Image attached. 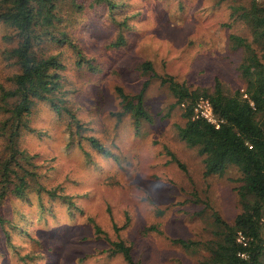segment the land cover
<instances>
[{
	"label": "rangeland",
	"instance_id": "1",
	"mask_svg": "<svg viewBox=\"0 0 264 264\" xmlns=\"http://www.w3.org/2000/svg\"><path fill=\"white\" fill-rule=\"evenodd\" d=\"M113 1L116 8L92 0H76L82 8L61 2L65 19L59 28L94 68L78 65L68 44L44 48L65 64L57 97L76 119L57 116L48 101L35 104L33 130L24 132L20 146L38 156L43 185L59 187V195L40 194L34 180L22 198L5 199L0 264H128L111 253L119 237L132 245L138 264H204L209 253L203 244L192 250L173 240L204 243L219 230L215 213L233 223L242 211L240 173L205 176L198 149L179 137L182 109L167 114L173 95L140 65L149 60L156 74L173 75L191 88L211 92L217 78L227 92L244 87L245 54L233 48L230 36L253 39L248 25L232 16L235 5L251 0ZM9 32L0 25V88H12L19 70L6 54L13 45L4 38ZM121 33L126 44L115 46ZM146 81L144 102L154 119L136 124L130 113L121 114L117 87L132 95ZM4 116L0 110V122ZM4 145L0 136V153ZM258 264H264V254Z\"/></svg>",
	"mask_w": 264,
	"mask_h": 264
},
{
	"label": "trees",
	"instance_id": "2",
	"mask_svg": "<svg viewBox=\"0 0 264 264\" xmlns=\"http://www.w3.org/2000/svg\"><path fill=\"white\" fill-rule=\"evenodd\" d=\"M64 0H0V25L7 28L4 38L12 45L6 51L7 57L18 67L11 77L12 88H0V110L5 115L0 122V136L5 138L3 151L0 153V223H7L1 213V206L7 197L22 198L31 185L38 183V190L52 197L59 195V187L46 188L31 154L20 146V139L26 130H33L30 122L34 106L39 101H48L57 116H68L75 121L76 115L61 103L57 92L62 87V73L65 64L58 54H49L44 48L47 44L70 45L78 57V65L88 64L94 68L84 50L67 32L59 28L65 16L61 10ZM77 7L81 3L72 0ZM92 5L106 3L116 8L113 0H92ZM232 16L242 19L250 28L253 39L232 34L230 41L233 48H242L244 59L240 71L244 78V87L233 92L224 90L217 78L213 91L191 88L177 80L173 75L156 74L151 61L140 65L143 73L156 76L162 85H167L175 101L170 110L180 107L183 126H178V134L189 147L197 148L203 157L205 176H224L235 169L240 173L243 184L238 188L242 211L233 223L224 220L215 213L219 230L215 238L204 243L183 238L173 241L185 249L196 250L203 244L208 251L204 264H258L264 254V3L251 0L247 5L233 7ZM127 25L122 22V29ZM126 37L120 34L115 46L126 44ZM149 85L146 81L140 91L128 94L124 88L117 87L121 99V114L130 113L135 123L141 120L153 122V115L145 106V92ZM200 96L212 102L213 109L222 120L220 127L194 115V105ZM166 114V115H167ZM77 131L81 124L75 122ZM138 126V125H137ZM92 144L107 152L94 137ZM43 165H40V167ZM70 197L64 199L70 203ZM97 230L100 226L90 218ZM246 239V244L239 242V233ZM112 255H121L126 263L138 264L131 244L122 238L112 242ZM242 254H245L243 256Z\"/></svg>",
	"mask_w": 264,
	"mask_h": 264
},
{
	"label": "built area",
	"instance_id": "3",
	"mask_svg": "<svg viewBox=\"0 0 264 264\" xmlns=\"http://www.w3.org/2000/svg\"><path fill=\"white\" fill-rule=\"evenodd\" d=\"M194 115L196 118H202L207 120L208 122L214 124L217 128L220 127L221 119L215 113L212 102L208 97L200 96L194 105ZM238 241L246 244V239L243 234L240 232ZM245 256V254H242Z\"/></svg>",
	"mask_w": 264,
	"mask_h": 264
}]
</instances>
